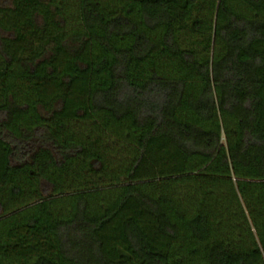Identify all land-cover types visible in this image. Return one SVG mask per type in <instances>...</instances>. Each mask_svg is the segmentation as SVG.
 Returning a JSON list of instances; mask_svg holds the SVG:
<instances>
[{
  "label": "trees",
  "instance_id": "1",
  "mask_svg": "<svg viewBox=\"0 0 264 264\" xmlns=\"http://www.w3.org/2000/svg\"><path fill=\"white\" fill-rule=\"evenodd\" d=\"M0 264H264V0H0Z\"/></svg>",
  "mask_w": 264,
  "mask_h": 264
},
{
  "label": "rangeland",
  "instance_id": "2",
  "mask_svg": "<svg viewBox=\"0 0 264 264\" xmlns=\"http://www.w3.org/2000/svg\"><path fill=\"white\" fill-rule=\"evenodd\" d=\"M72 126L74 127V131L77 130L78 132L83 134L82 136L86 140H88V145L90 146L92 153H100L106 157H112V159H114V155L116 158H129L128 154L130 155V153L127 152V154L125 152L124 146L119 144L116 140L111 139L106 135H103V133H101L100 130L97 129L94 123L81 125L75 124ZM25 177L26 175L23 173L21 179H24ZM4 193L5 196H8L6 191H4ZM13 207H17V205L14 204Z\"/></svg>",
  "mask_w": 264,
  "mask_h": 264
}]
</instances>
